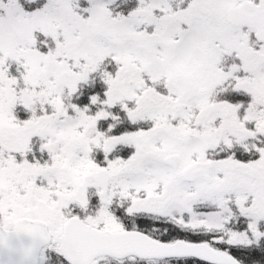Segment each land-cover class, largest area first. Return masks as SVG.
Returning a JSON list of instances; mask_svg holds the SVG:
<instances>
[{
    "label": "snow or ice",
    "instance_id": "obj_1",
    "mask_svg": "<svg viewBox=\"0 0 264 264\" xmlns=\"http://www.w3.org/2000/svg\"><path fill=\"white\" fill-rule=\"evenodd\" d=\"M0 264H264V0H0Z\"/></svg>",
    "mask_w": 264,
    "mask_h": 264
}]
</instances>
